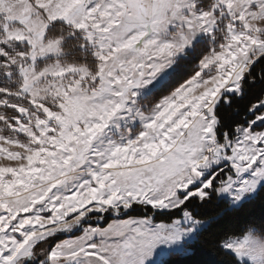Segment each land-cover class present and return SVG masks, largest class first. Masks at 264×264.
Segmentation results:
<instances>
[{
    "label": "snow or ice",
    "instance_id": "6c2138e0",
    "mask_svg": "<svg viewBox=\"0 0 264 264\" xmlns=\"http://www.w3.org/2000/svg\"><path fill=\"white\" fill-rule=\"evenodd\" d=\"M0 264H264V0H0Z\"/></svg>",
    "mask_w": 264,
    "mask_h": 264
}]
</instances>
